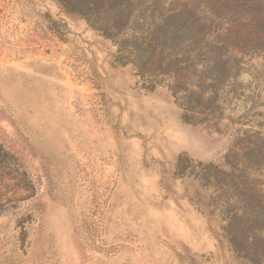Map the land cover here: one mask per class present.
Returning <instances> with one entry per match:
<instances>
[{
	"label": "rangeland",
	"instance_id": "1",
	"mask_svg": "<svg viewBox=\"0 0 264 264\" xmlns=\"http://www.w3.org/2000/svg\"><path fill=\"white\" fill-rule=\"evenodd\" d=\"M84 4L0 0V264H264V0Z\"/></svg>",
	"mask_w": 264,
	"mask_h": 264
},
{
	"label": "trees",
	"instance_id": "2",
	"mask_svg": "<svg viewBox=\"0 0 264 264\" xmlns=\"http://www.w3.org/2000/svg\"><path fill=\"white\" fill-rule=\"evenodd\" d=\"M60 3V5L62 6V8L64 9V11L68 12V13H72L75 9H76V6L77 4H81L82 7L86 6L84 4L85 1L87 0H56ZM123 1L124 0H99V2H105L107 3L110 7H109V11H113V12H116L118 13L119 11V7L121 8L124 4H123ZM97 2H94L92 3L91 5H94L96 4ZM111 5L113 6V8L111 7ZM90 5H87L86 7H89ZM109 20H111L109 18ZM122 20V16L121 15H118L116 17V21L114 22V24L112 23V25L110 26H116L115 24ZM112 21V20H111ZM113 22V21H112ZM108 24V23H107ZM263 24H264V20H263ZM107 27V28H111V27ZM98 30L102 31V32H108L109 30H107V28H103V27H96ZM107 36H110V35H107ZM143 58H146V56L143 54V55H140V59H143ZM141 62H143V64H146L148 63V60L145 61V60H140ZM9 155V152L6 150V149H3L1 146H0V162H7V156Z\"/></svg>",
	"mask_w": 264,
	"mask_h": 264
}]
</instances>
